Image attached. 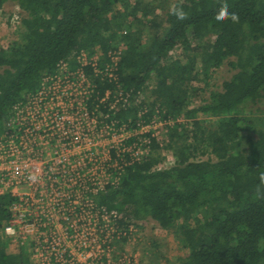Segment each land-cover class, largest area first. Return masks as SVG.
Listing matches in <instances>:
<instances>
[{
  "label": "trees",
  "instance_id": "obj_1",
  "mask_svg": "<svg viewBox=\"0 0 264 264\" xmlns=\"http://www.w3.org/2000/svg\"><path fill=\"white\" fill-rule=\"evenodd\" d=\"M7 4L23 17L0 48L1 114L84 51L99 57L102 73L91 65L86 72L100 96L118 86L128 95L105 109L120 125L176 121L141 160L123 161L118 186L100 196L123 214L121 257L129 228L152 220L186 252L179 264H264V112L254 109L264 99V0H177L167 11L138 0H0V11ZM226 62L233 77L190 109L192 84ZM108 67L116 81L105 76ZM208 154L215 159H202ZM166 160L173 163L162 168ZM11 201L0 196V232ZM8 249L0 233V264H31L26 251Z\"/></svg>",
  "mask_w": 264,
  "mask_h": 264
},
{
  "label": "built area",
  "instance_id": "obj_2",
  "mask_svg": "<svg viewBox=\"0 0 264 264\" xmlns=\"http://www.w3.org/2000/svg\"><path fill=\"white\" fill-rule=\"evenodd\" d=\"M120 54L121 49L112 55L114 65ZM98 58L82 51L74 66L62 61L38 90L8 114L0 113V196L12 199L1 237L9 247L26 251L33 264L124 261L116 245L124 242L123 214L101 205L100 196L118 186L123 161L147 154L160 118L133 130L113 119L105 109L127 103L128 95L118 86L116 94L107 90L100 96L95 76L86 72L91 65L96 76L102 73ZM105 76L117 80L110 67ZM175 122L158 121L166 127ZM135 131L141 134L123 139V133ZM139 151L143 155L137 157Z\"/></svg>",
  "mask_w": 264,
  "mask_h": 264
},
{
  "label": "rangeland",
  "instance_id": "obj_3",
  "mask_svg": "<svg viewBox=\"0 0 264 264\" xmlns=\"http://www.w3.org/2000/svg\"><path fill=\"white\" fill-rule=\"evenodd\" d=\"M135 2V0H132ZM144 3H150L153 1V5L158 7H163L165 11H167L170 6L173 5L177 0H138ZM167 9V10H166ZM165 11H158L157 15H164ZM16 17H19L17 22ZM23 17V13L19 7L14 4H7L0 11V48L7 46L8 42L11 39H14L15 34L13 31H17L21 25V19ZM12 37V38H11ZM180 53V52H179ZM235 71H232L229 64L226 62L223 66H221L216 72L213 73L210 79L207 82L203 80L196 81L192 84V88L194 91V95L189 94V108L193 109L203 105L205 102L209 101L211 97L212 91H220L222 89L223 83L227 80H230ZM192 91V90H191ZM147 95L150 96L148 92ZM146 97V95H145ZM150 101V99H148ZM254 109H259L260 112H264V99L261 103L254 107ZM160 119H156L155 124H153V131L155 133V137H161L164 134V126L163 124L158 123ZM179 120H182L179 118ZM215 119L207 120V124H211ZM212 121V122H210ZM135 133L141 134V131L129 132L128 134L123 133V139H127L128 137H134ZM133 147V146H132ZM204 149L210 151V147L208 145L203 146ZM133 152V149L128 147L127 152ZM146 151V150H145ZM138 152V151H137ZM149 152V149L146 153ZM142 151H139L137 157L142 156ZM210 156L214 159L215 157L212 154H208L202 157V159L206 160ZM173 163V160H166V162L162 165L163 167H169ZM142 225L141 228H135L134 231L139 230V233H132V235L128 236V242L124 243V264H179L180 259L185 255L180 247L179 243L176 240L175 236L167 231L162 230L157 223L152 220H146L139 223ZM1 233V232H0ZM135 237V238H134ZM5 241V240H4ZM156 244V245H155ZM10 253H17L18 250L13 249L11 246L8 249ZM29 262L31 264V256L29 257Z\"/></svg>",
  "mask_w": 264,
  "mask_h": 264
}]
</instances>
